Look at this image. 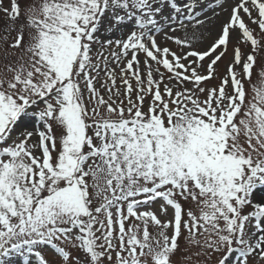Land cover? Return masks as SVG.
Returning a JSON list of instances; mask_svg holds the SVG:
<instances>
[{
    "label": "snow or ice",
    "instance_id": "snow-or-ice-1",
    "mask_svg": "<svg viewBox=\"0 0 264 264\" xmlns=\"http://www.w3.org/2000/svg\"><path fill=\"white\" fill-rule=\"evenodd\" d=\"M214 257L264 264V0H0V264Z\"/></svg>",
    "mask_w": 264,
    "mask_h": 264
},
{
    "label": "rangeland",
    "instance_id": "rangeland-1",
    "mask_svg": "<svg viewBox=\"0 0 264 264\" xmlns=\"http://www.w3.org/2000/svg\"><path fill=\"white\" fill-rule=\"evenodd\" d=\"M20 2H21V4L23 5V4L26 2V0H20ZM205 2L208 3V0H205ZM216 2H217V4H219V3L222 2V0H216ZM210 6L214 7L213 5H210ZM166 11H167V10H166ZM208 15L211 16V15H212V12L209 11V12H208ZM226 18H227V14H226V13H222L220 17H217V18H216V29L219 28L220 23H221L224 19H226ZM171 34H172V35H176V36H181V35H182L181 32H175V33H171ZM156 38H157L158 43H159L162 47H163V46H167V47H169L170 49H172L173 51H177V50H178V46L175 45L172 41H170V40H166V39L163 37L162 34H158V35L156 36ZM235 44H236V41H235V39H233V46H234ZM239 47L241 48L242 51H247V47L245 46V44H244L243 42H241V43L239 44ZM232 51H233V47L230 46V48H229V56L232 55ZM226 63H227V60H225L223 63L220 64V70H221V71H223V69H224V65H225ZM161 70L163 71V69H161ZM254 80H255V77H254ZM118 84H119V81H118ZM33 139H35V137H34ZM169 215H171V213H170ZM161 219H163V217H161ZM153 231H155V230H153ZM170 234H171V230H169V235H170ZM180 243H181V247L183 248V247L185 246V242H184V240L182 239ZM190 251L194 253V252H195V249L193 248V249H191ZM47 255H48L49 258H51V255H52L51 251H49V252L47 253ZM17 259H19V258H17ZM215 259H216V258L214 257V258H213V264H214V262H215ZM193 260H195V256H193ZM231 264H235V260H232V261H231Z\"/></svg>",
    "mask_w": 264,
    "mask_h": 264
}]
</instances>
